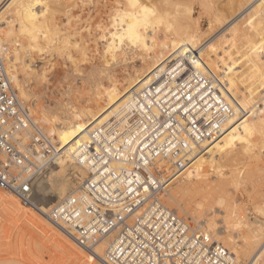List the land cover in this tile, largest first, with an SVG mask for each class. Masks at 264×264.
<instances>
[{
    "label": "bare ground",
    "instance_id": "obj_1",
    "mask_svg": "<svg viewBox=\"0 0 264 264\" xmlns=\"http://www.w3.org/2000/svg\"><path fill=\"white\" fill-rule=\"evenodd\" d=\"M65 1L67 0H0V55L9 79L18 91L21 102L27 104L31 115L35 116L32 115L33 121L60 146L54 158L36 159L38 168L39 165H49L50 178L47 184L53 202L46 206H34V204L21 206L16 197L0 191V223H10L8 217L18 216L25 222V226L30 225L33 230L38 231L41 227L51 232L49 235L54 237H60L59 233H62L64 236L60 239V247L63 250L77 259L79 256L76 245L90 256L82 261V264H113L105 260V242L98 243L91 250H87L74 240L71 231H65L56 226L47 219L45 214L57 202L75 190L76 186L67 174L69 170H74L76 177L79 178L75 183L79 184L87 176V167L78 160V149L87 143L91 128L111 120L124 121L133 107L131 94L147 85L151 77L163 71L169 63L182 61L202 75L215 79L224 87L220 90L231 112L222 119L219 135L215 139L202 142L200 148L188 156L184 167L180 168L165 186L164 193L159 196L160 202L167 209L173 207L183 216H189L196 224H199L198 218L208 210H210L209 215L217 212L222 214L221 220L217 219L216 223L213 220L204 219L205 227L198 225L195 227L199 234L201 231L205 233V236L201 238L207 244H219L227 251L231 250V252L228 251L231 264H240L238 259L240 254L250 258L248 264H255L264 251V223L257 228L246 226V235L242 237V244L227 249L229 243L224 240L223 233L227 232L225 230L227 227L236 230L233 227L234 223L229 220L238 213V210L229 204L225 193V185L229 183V180L217 178L212 185H206L196 184L193 177L197 175L201 167L206 165L214 166L221 177L222 168L232 163L238 155L249 154L257 136L264 134V0H224L223 7L225 6L231 17L229 20L228 17L223 19L216 14L214 20H209L207 30H212L217 25L222 27L218 34H213L214 36L205 41H201L205 32L200 30L199 21L194 18L191 8L186 6L184 9L177 8L176 13L179 19L171 21L170 13L159 10V6L154 1L150 4L151 0H124L125 8L117 11L113 18L112 29L107 35L101 36L103 49L99 57L104 65L102 62L103 67L100 65L102 69L93 67L92 71L107 70L108 61L116 63L117 53L121 51L124 55L127 54V50L149 53L155 43H158L161 48L156 55L157 61L159 60L161 64L155 66L154 63L150 72L147 68L139 69L138 67L124 70L122 79L127 85L123 87V92L119 91L120 76L107 72L104 79L108 82V86H102L101 82L94 85L105 91L103 106L95 107L96 110L85 105H77L71 98L72 93L77 92L73 89H68L65 100L57 101L53 105L36 104L34 101L28 103L32 97H35L26 89L31 79L36 76L46 78L45 74L36 70L40 66L38 63L35 64L36 60L32 58V53L35 50H42L39 42L60 41L57 27L50 26L49 20L53 21L52 16L56 12H66L62 8ZM209 1L212 2V0ZM133 4L136 6L134 7ZM72 5L73 2L67 6L64 4L65 8ZM161 29L166 32L172 31L178 38H169V44L165 43L157 34ZM66 39H61L65 49L69 42ZM158 39L160 43L157 42ZM236 41L246 46L245 52L237 53V50L229 49ZM198 44H200L199 47H197ZM170 49L172 53L165 59L163 53ZM80 57L82 60L87 58L85 50L80 52ZM68 59L71 63L73 62L70 54ZM243 66L245 68L241 69ZM73 71L77 76H84L79 74L78 68ZM25 75H28V78ZM87 75L84 78H88ZM258 97L259 100H257ZM258 103L263 105L261 109L258 108ZM248 115H251L252 119L249 118V121H246ZM30 136L31 130H27L16 134L15 138L25 144ZM175 179H180L182 182L177 183ZM41 183L38 184L39 191L44 189ZM185 201L192 204V214L185 210L183 205ZM211 204L214 208H211ZM219 221L222 222V231L218 229L220 226L215 227ZM237 233L233 234L234 238L238 237ZM215 234L220 235L221 240L214 238Z\"/></svg>",
    "mask_w": 264,
    "mask_h": 264
},
{
    "label": "built area",
    "instance_id": "obj_2",
    "mask_svg": "<svg viewBox=\"0 0 264 264\" xmlns=\"http://www.w3.org/2000/svg\"><path fill=\"white\" fill-rule=\"evenodd\" d=\"M221 88L182 61L153 75L131 94L124 121L91 128L78 149L88 174L47 219L87 250L105 242V260L113 264L126 258L128 264H231L224 247L204 242L197 228L159 199L188 156L219 135L231 112ZM27 130L30 139L22 144L15 135ZM59 147L33 121L0 55V191L32 205L36 159L54 158Z\"/></svg>",
    "mask_w": 264,
    "mask_h": 264
},
{
    "label": "rangeland",
    "instance_id": "obj_3",
    "mask_svg": "<svg viewBox=\"0 0 264 264\" xmlns=\"http://www.w3.org/2000/svg\"><path fill=\"white\" fill-rule=\"evenodd\" d=\"M152 1L157 3L156 5L159 6V10H166L168 14L170 13L169 20L171 21H177L179 19V15L176 13L177 8H191L194 18L199 21L200 30L205 32L201 41H205L215 34H218L217 32L221 29L222 26L217 25L214 26L212 30H207L208 21L214 20L216 14L217 16L220 15L219 17L223 19L228 17L227 19L229 20L231 17L226 11L227 9H225V6L223 7L224 0H212V2L209 0H151L150 4ZM66 2L67 5L73 2V5L65 8V6H67ZM210 2L211 4H209ZM62 8L66 11L65 13L56 12L52 16L53 21L49 20L50 26L57 27L60 41L57 40L51 43L46 41L39 42L42 50H35L32 53V58L34 61L36 60L35 64L38 63V66H40L39 68L35 67L36 70L39 73L45 74L46 78L36 76L31 79L26 89L32 95H35V97L31 98L28 102L29 104L34 101L36 104L53 105L57 101L65 100L68 95V89H73L77 90V92L72 93L71 98L77 105H85L88 108L96 110L98 108L97 106H103L102 100L105 97V94H103L105 91L103 88L94 87V85L97 82H101L102 86L107 87L108 82L104 79L107 72H112L118 77L120 76L119 91L121 92L122 90L123 92V87L127 85L122 79V72L124 70H132L138 67L139 69L147 68L150 72L152 71V65L154 63L155 66L161 64L158 62L159 60L157 61L156 59V55L160 52L161 48L158 43H155L150 49V52L146 53L147 55L140 50L134 52L127 50L126 55H124L122 51L117 53L116 63L115 61L109 60V67L107 70L101 71L104 65V62L99 57L103 49L101 36L107 35L112 29L114 25L113 18L117 11L125 8L124 0H67L63 3ZM54 23L56 25H53ZM224 33L222 34L224 35ZM157 34L167 44H169V38H178L172 31L166 32L163 29L159 30ZM61 39L69 41L68 44H66V49L63 47L65 45L61 44ZM157 42L160 43L159 39ZM199 46L200 44L197 45V47ZM229 49L232 51L237 50V53L245 52L246 46H242L239 44V41L238 43L236 41ZM83 50L86 52L87 58L85 60H82L80 57V52ZM171 53V49L163 53L165 59H167ZM237 53H235V55H237ZM68 54L73 57L72 63L68 59ZM93 67L101 69L93 72ZM73 68H78L80 70L79 74L84 76H77ZM244 68L245 66L241 67V69ZM30 74L32 75V73ZM85 75H87L88 78H84ZM25 77L28 78V75H25ZM257 100H259V97ZM262 107L263 105L258 103V108L261 109ZM251 117V115L246 116V121H249L248 119ZM48 166L49 165H39L37 176L33 183L32 206L33 204L34 206H46V204L53 202L51 199L52 194L49 192V186L47 184L48 178H50ZM67 174L68 177L71 178L73 184L77 186L78 183L75 182L79 180V178L76 177L74 170H69ZM221 174L222 176L219 177L220 173L217 172L214 166L206 165L198 170L197 175L194 176L193 179L196 184L203 183L206 185H212L217 181V178H227L226 180H229V183L225 185V193L229 204L233 205L238 210V213L237 216L229 220L234 223L233 227L236 230H233L232 227L225 228L227 232L223 233V238L229 243L227 244V249H232L233 246L242 244V237L246 235V226L257 228L261 227L264 223V134L257 136L255 145L251 147L249 154H241L235 157L232 163L222 168ZM39 182L43 183L44 189L42 191L38 190ZM175 182L180 183L182 181H180V179H175ZM183 205L185 210L189 214H192V204H188V201H185ZM211 205V208H214V205ZM21 206L23 205L21 204ZM168 209L177 213V215L183 218L188 224L191 222L192 219L189 216H183V214L176 212L173 207H169ZM209 213L210 210L198 218L199 224H196L192 220V223L189 225L193 227V224H195L194 227H205L204 219L209 221L213 220L215 223L217 219L221 220L222 214L217 212L209 215ZM8 218L10 223H0V264H82V261L90 257L84 250L76 245L75 248L79 256L77 259L73 258L74 255L71 253L63 250L60 247V239L64 236L62 233H59L60 237H54L49 235L51 232L45 231L41 227L38 228L37 231L31 229L30 225L25 226V222L19 219L18 216ZM218 224L215 227L220 226L218 229L222 231V222L219 221ZM236 232H238V237L234 238L235 236L233 237V234L236 235ZM200 235V237H204L205 233L201 231ZM230 237L234 239H229ZM214 238L221 240L222 237L215 234ZM228 251L231 252V250ZM238 259L240 264H248L250 261V258H245L241 254L238 256ZM255 264H264V251L260 254Z\"/></svg>",
    "mask_w": 264,
    "mask_h": 264
},
{
    "label": "snow or ice",
    "instance_id": "obj_4",
    "mask_svg": "<svg viewBox=\"0 0 264 264\" xmlns=\"http://www.w3.org/2000/svg\"><path fill=\"white\" fill-rule=\"evenodd\" d=\"M133 6L135 7L136 5L133 4ZM145 11H147V9H145ZM148 227H153V225L149 224ZM205 239H207V237H205ZM121 243H123V241H121ZM117 250H118V251H123V249H120L119 247H118ZM133 251H136V250L133 249ZM115 264H120V261L117 260V261L115 262ZM124 264H128V260H127V258L125 259ZM132 264H136V261L133 260V261H132ZM140 264H143V261H141ZM149 264H161V261H159V260L151 261V262H149ZM168 264H171V261H169Z\"/></svg>",
    "mask_w": 264,
    "mask_h": 264
}]
</instances>
